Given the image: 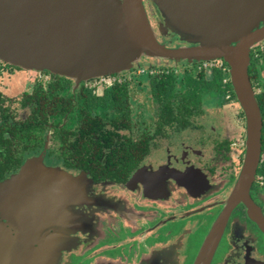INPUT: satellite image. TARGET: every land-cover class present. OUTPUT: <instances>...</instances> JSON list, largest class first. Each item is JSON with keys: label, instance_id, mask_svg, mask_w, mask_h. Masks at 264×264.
Returning <instances> with one entry per match:
<instances>
[{"label": "flooded vegetation", "instance_id": "obj_1", "mask_svg": "<svg viewBox=\"0 0 264 264\" xmlns=\"http://www.w3.org/2000/svg\"><path fill=\"white\" fill-rule=\"evenodd\" d=\"M153 6L156 14L149 18L157 31L166 23ZM159 38L171 46L188 44L173 31ZM179 63L152 58L148 65L139 63L127 71L104 74L110 76L109 81L101 82V75L74 77L0 58V184L30 178L33 184L45 183L42 179L51 183L43 172L53 170L75 182L86 199L69 206L75 219L63 227L74 228L71 233L78 244L62 252V264L74 257L89 260L87 264H195L215 225L220 220L223 224L225 217L207 264L264 261V229L246 203L232 198L246 153L242 107L239 115L244 129L239 136L220 135L214 128L217 135L211 137V129L194 120L209 107L206 100L192 113L163 110L157 100L156 75L160 73L173 75L178 95L186 86L187 70L211 74L221 69L223 83L228 85L230 67L222 58L193 60L182 64L179 72ZM250 65L256 98L262 100L264 40L252 47ZM145 73L146 78L141 76ZM140 90L150 96V106L142 104L143 109H151L145 119L137 102ZM261 113L262 149L250 197L264 220L263 109ZM91 213L92 220L86 222ZM0 221L10 223L2 210Z\"/></svg>", "mask_w": 264, "mask_h": 264}, {"label": "water", "instance_id": "obj_2", "mask_svg": "<svg viewBox=\"0 0 264 264\" xmlns=\"http://www.w3.org/2000/svg\"><path fill=\"white\" fill-rule=\"evenodd\" d=\"M152 1L166 25L188 44L160 42L143 0H0V58L74 77L130 69L143 56L224 59L247 124L244 166L232 198L246 203L264 229L260 209L250 197L263 123L249 74L251 49L264 40V0ZM43 173L51 183L42 179L45 183L33 184L30 178L0 184V210L11 224L0 222V264H60L70 229L48 231L75 219L69 206L86 199L75 182L62 179L65 174ZM223 224L220 220L215 225L195 264L209 262Z\"/></svg>", "mask_w": 264, "mask_h": 264}, {"label": "trees", "instance_id": "obj_3", "mask_svg": "<svg viewBox=\"0 0 264 264\" xmlns=\"http://www.w3.org/2000/svg\"><path fill=\"white\" fill-rule=\"evenodd\" d=\"M251 70H253V68L249 65L250 76ZM224 76L225 73L221 69H215L211 74H208L206 71H199L196 68H193L191 71L187 70L183 81L186 83V86L179 90V94L176 95L173 90V75L166 72L160 73L156 75L158 84L160 85V89L157 90V100L161 101L163 110L173 112L182 110L186 112L191 111L189 113L201 109L205 100H215L219 105L226 104L231 101V98H237L231 82L228 85H224ZM61 88H63V86ZM112 96L116 98L117 92H114ZM258 101L261 110H264V99L261 100L260 98ZM46 118L47 113L43 117L42 123L46 121ZM54 119L58 120L59 115H55ZM68 125L70 128H75L72 124ZM70 131L71 129L67 130L68 133ZM77 134L76 130V135ZM7 158L9 157L7 156Z\"/></svg>", "mask_w": 264, "mask_h": 264}, {"label": "rangeland", "instance_id": "obj_4", "mask_svg": "<svg viewBox=\"0 0 264 264\" xmlns=\"http://www.w3.org/2000/svg\"><path fill=\"white\" fill-rule=\"evenodd\" d=\"M143 2L145 4V6H146L148 16H150V15L154 16L156 14V10H155V7L153 6V1L152 0H144ZM157 9H158V7H157ZM150 22L154 26L153 20H151ZM169 31H173V33L177 34L178 39L181 40V35L178 32H176L170 25L166 26V24L163 23L162 25L160 24V27L157 28V31H156L159 41H160L159 36L160 35L164 36ZM176 40L172 41L171 43H174V42L177 43ZM160 42H162V41H160ZM169 45L171 46V44H169ZM152 58L154 60H156V61L157 60H161L158 57L143 56L141 59L135 61L134 65L139 64V63L140 64H144V65H148L149 62L152 60ZM192 60H190V59H180V60L176 61V60H172V59H163L162 61H167L168 64H171V63H173L175 61L176 62H180L179 64H177V65H179L177 67V69L179 70V72H181L184 69V66H183V65H185L184 63L191 62ZM186 65H187V63H186ZM127 70H129V69H125V71H127ZM145 74L146 75H141V76H144V78L148 77V73H145ZM136 80L138 81L139 79L137 78ZM138 94H139V96H137L138 97V101L137 102L140 105V109H142V113H141L142 119H145V116H147V109H150L148 107L151 104L150 96L148 95V92H146V90H140V92ZM145 103H148L147 109H146V107H144V109L142 107V104H145ZM216 104H217V102L215 100H211L210 102L206 101V106H209V107H206V110L202 113V115L197 117V118H195L194 120L196 122H200V123L204 122L206 124V127H208V129L209 128L211 129L210 130L212 132L211 137H214V136L217 135L216 133L213 132L214 128H216L219 131H221L220 135H222V133H224V134H226L227 136H230V137L239 136V134H241V132L244 129V124H243L242 119L240 118V115H239V112L241 110L240 109L241 106H240L239 102H237L235 100H232L229 103L225 104L223 107H220V106L218 107V106H216ZM141 116L136 118V120L138 122H139ZM59 174H61V173H59ZM83 188H84V191H85L86 188H85L84 185H83ZM95 198H97V197H95ZM92 215H93V213H91L90 215L86 216L85 221L89 222L90 220H92ZM10 225L11 224H9L8 227ZM56 228H59L60 230L62 228L64 230L70 229V230H68V232L70 234V239L68 240L69 244H68L67 250L75 249V247L78 244V242H77L76 237L71 233L72 231H74V228L63 227V226H60V225H55V226H53V229H49L48 232L56 230ZM104 242H106V241H101L100 244L104 243ZM105 253H107V252H105ZM108 253H110V252H108ZM62 256H63V254H62ZM62 256H61V259H62ZM80 261H81L80 258L74 257L70 261L69 264H76V263H78V264H87L89 262V260H85V261H81V262ZM60 264H62V260H60ZM261 264H264V261H262Z\"/></svg>", "mask_w": 264, "mask_h": 264}, {"label": "built area", "instance_id": "obj_5", "mask_svg": "<svg viewBox=\"0 0 264 264\" xmlns=\"http://www.w3.org/2000/svg\"><path fill=\"white\" fill-rule=\"evenodd\" d=\"M215 63L217 64V65H219L220 67H223V63L222 62H220L219 63V61H216L215 60ZM210 66H212V65H214L212 62H210V63H208ZM227 70V69H226ZM99 77H101V78H99L100 80H101V82H108L109 81V78H110V76H105V75H101V76H99Z\"/></svg>", "mask_w": 264, "mask_h": 264}]
</instances>
